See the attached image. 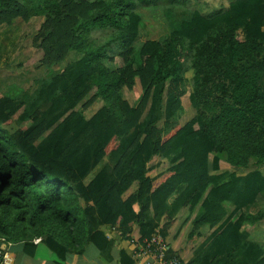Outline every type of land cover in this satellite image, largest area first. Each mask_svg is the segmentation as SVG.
<instances>
[{"label": "trees", "instance_id": "16d2710c", "mask_svg": "<svg viewBox=\"0 0 264 264\" xmlns=\"http://www.w3.org/2000/svg\"><path fill=\"white\" fill-rule=\"evenodd\" d=\"M188 6L0 0V26L42 18L31 45L43 68L80 55L43 80L30 104L0 92V240L26 249L39 238L66 264L88 244L109 248L102 226L139 243L157 229L167 237L180 210L198 209L189 235L214 229L209 264H264L239 234L244 222L264 219L246 210L264 192V0H229L210 13ZM153 8L170 31L161 41L144 39L138 10ZM135 80L141 91L130 104L120 94ZM186 95L195 115L181 124ZM155 158L167 167L151 176Z\"/></svg>", "mask_w": 264, "mask_h": 264}, {"label": "rangeland", "instance_id": "374dc122", "mask_svg": "<svg viewBox=\"0 0 264 264\" xmlns=\"http://www.w3.org/2000/svg\"><path fill=\"white\" fill-rule=\"evenodd\" d=\"M188 3V9H198L204 13H210L213 10L226 8L229 4V0H188ZM138 13L143 20L144 39L161 41L168 37L170 33L168 23L160 9H139ZM41 22L42 18H32L28 23L16 20L10 27L0 26V92L3 95L13 97L18 102H24L26 104L32 102L43 80L48 79L51 74L54 75L58 73L67 63L76 61L80 58L78 53L71 52L63 63H60L49 70L43 68L40 65L41 51L34 49L31 45L32 39L36 35ZM144 39H139L137 41V46L142 43ZM190 76L191 73L188 72L185 77L190 78ZM140 91L138 81L135 80L132 89H124L121 91L120 95L123 99L132 104L138 99ZM101 104V101H97L93 107L85 112V115L87 116L96 111ZM194 115L195 111L190 106L186 95L183 99V111L179 121L181 124H184ZM161 125L162 121L157 124L158 127H161ZM18 127V125H13L8 127L7 130L12 132ZM105 163L106 160H102L94 168L92 173L101 169ZM157 163L158 167L155 171L150 173L151 176H154L156 173H159L167 167L165 160L155 158L151 162L152 165ZM231 208L233 209V206H231ZM187 216L188 212L185 210L181 213L179 220H183ZM188 224H185L184 226V228H186L184 229L185 233L182 236L183 242L180 243V252L183 256H181L182 258L178 256L185 263L184 253L191 251L192 245H194L195 242L199 243L201 241L197 240L193 242L191 239H186V233L189 229ZM41 251H47L49 255L54 257L44 244H41L39 246V252H36L37 257L44 259L45 255L40 253Z\"/></svg>", "mask_w": 264, "mask_h": 264}, {"label": "crops", "instance_id": "0c3cea01", "mask_svg": "<svg viewBox=\"0 0 264 264\" xmlns=\"http://www.w3.org/2000/svg\"><path fill=\"white\" fill-rule=\"evenodd\" d=\"M92 115L89 114L87 117H90ZM103 167V166H102ZM101 167V168H102ZM253 169V167H250ZM260 173L262 174L264 178V165L258 167ZM100 170V169H99ZM91 172L84 180L83 184L87 185L93 177L98 173V171ZM249 171L251 170H242L238 175L239 176H246ZM232 205L227 206V216L233 211L231 208ZM260 209L262 212H264V192L262 193L261 197L254 203V205L251 204V207H246V210L251 213L254 212V210ZM185 211L184 209L180 210L174 217V223L172 224V227L169 229L167 237H165V240L168 244V246L171 248V250L176 254L177 256L181 257L183 254L180 252V243L183 242L182 236L184 235L185 231L184 226L185 224H188L189 229L186 233V239L197 241L201 240L199 243L195 242L194 245H192L191 251L184 253V260L186 261V264L191 262L193 259H198V262L196 264L200 263H208L212 260L210 256L207 254L208 250L207 247L210 246L212 234L214 229L209 228L208 226H203L199 228L194 235L191 237L189 234L191 233V221L195 214L198 213V209L195 210V212L190 215L189 217H185L183 220L180 219L181 213ZM236 218V217H235ZM100 230L105 233L108 241L111 242V245L109 248L104 251L100 252L94 245L88 244L83 252L80 255L75 254H68L65 259L66 264H121V260L119 258L120 252H123L127 258L130 259V253L133 248V244L127 241H123L120 239V235L117 232H112L108 226H102L100 227ZM239 234H245L246 237L244 238L242 242V248L249 250L250 253H257L261 252L264 254V219L253 222L247 221L244 222L242 227L239 230ZM184 239V240H186ZM41 240L37 243L33 241V245L35 246H28L26 249L24 247L23 243L18 244H11L9 246L8 252L13 258L12 264H57L58 260L57 257L53 252H51L54 257L49 255L47 251H41L40 253L45 255V258L42 259L40 257L36 256V252H39V246L41 245ZM47 248V247H46ZM223 250L227 249V245L225 247H222ZM92 250V251H91ZM50 251V250H49ZM182 258V257H181ZM97 259V260H95Z\"/></svg>", "mask_w": 264, "mask_h": 264}, {"label": "built area", "instance_id": "2783aa9c", "mask_svg": "<svg viewBox=\"0 0 264 264\" xmlns=\"http://www.w3.org/2000/svg\"><path fill=\"white\" fill-rule=\"evenodd\" d=\"M112 232H117L116 227H109ZM35 239L34 242H39ZM133 248L130 253L131 264H184L171 248L168 246L159 229L149 237L139 243H132ZM10 243L0 240V264H12L13 258L8 252Z\"/></svg>", "mask_w": 264, "mask_h": 264}]
</instances>
